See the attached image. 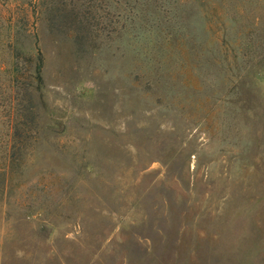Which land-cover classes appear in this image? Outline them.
Listing matches in <instances>:
<instances>
[{"label": "rangeland", "instance_id": "rangeland-1", "mask_svg": "<svg viewBox=\"0 0 264 264\" xmlns=\"http://www.w3.org/2000/svg\"><path fill=\"white\" fill-rule=\"evenodd\" d=\"M0 264H264V0H0Z\"/></svg>", "mask_w": 264, "mask_h": 264}, {"label": "trees", "instance_id": "trees-1", "mask_svg": "<svg viewBox=\"0 0 264 264\" xmlns=\"http://www.w3.org/2000/svg\"><path fill=\"white\" fill-rule=\"evenodd\" d=\"M35 60H36L35 67L32 70H30V71H32L31 76H32L33 80L34 79L35 80H41V78H42V66H43V55H42V51L40 49L37 50Z\"/></svg>", "mask_w": 264, "mask_h": 264}]
</instances>
